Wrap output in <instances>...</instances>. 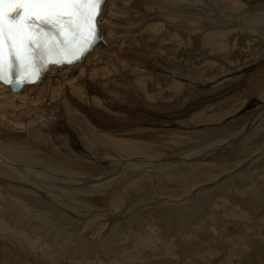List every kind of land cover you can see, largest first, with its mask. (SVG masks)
<instances>
[{"label":"bare ground","instance_id":"1","mask_svg":"<svg viewBox=\"0 0 264 264\" xmlns=\"http://www.w3.org/2000/svg\"><path fill=\"white\" fill-rule=\"evenodd\" d=\"M219 8L218 0H109L104 38L81 63L53 67L19 92L0 84V231L12 227L3 254L28 253L35 264H264V152L250 155L264 151V109L201 124L242 108L244 88L233 92L249 80L259 93L264 88V59L254 66L247 59L245 69L239 56L246 49L250 57L258 43L236 41L249 39V28L236 9ZM250 24L264 34V20ZM226 36L233 41H221ZM205 38L188 57L192 41ZM165 51L167 71L159 62ZM205 69L216 71L212 85ZM215 104L222 109L209 113ZM120 106L140 113L117 119ZM135 124L130 132L140 142L112 138ZM232 124L238 127L229 130ZM120 125L101 134L100 127ZM82 205L91 209L77 222Z\"/></svg>","mask_w":264,"mask_h":264},{"label":"snow or ice","instance_id":"2","mask_svg":"<svg viewBox=\"0 0 264 264\" xmlns=\"http://www.w3.org/2000/svg\"><path fill=\"white\" fill-rule=\"evenodd\" d=\"M106 0H0V81L35 83L51 64L82 60L100 39Z\"/></svg>","mask_w":264,"mask_h":264},{"label":"rangeland","instance_id":"3","mask_svg":"<svg viewBox=\"0 0 264 264\" xmlns=\"http://www.w3.org/2000/svg\"><path fill=\"white\" fill-rule=\"evenodd\" d=\"M228 1V2H227ZM233 2H235L234 0H232ZM259 1H261V2H263V0H249V1H246V0H238V2H239V4H240V6H241V9H242V11H239L238 10V7H239V5L237 6V4H235L234 6H233V3L231 2V1H229V0H222L221 2L218 0V2H219V5H220V7H221V11H224V12H231L232 13V11H233V9H236V11L237 12H233V13H239V14H241L242 15V18H241V20L239 21V23H241L244 27H246V28H249L248 30L249 31H244L245 33H247L248 34V36H250V38L249 39H242V38H237V40L236 41H238L239 39V41L241 42V41H253V43H255L256 45H257V43H258V45H257V47L255 46V51L253 52V54H251L250 55V57H249V55H247L246 56V53L248 52L246 49H243V50H239V48L241 47V48H243V44H239V48H236L237 50H239L240 52H239V56H240V58H242V64H244L245 63V65L246 64H248V63H250L249 61H252V63L250 64V66L252 65V66H254V65H258L260 62H257V59L259 58V59H264V34H263V32H261V33H259V32H254L252 29H250V23L251 22H253V21H255V20H264V3H260ZM226 2V3H225ZM260 3V4H259ZM243 4V5H242ZM257 4V5H256ZM210 5H212L211 3H210ZM247 6V7H246ZM161 7V6H160ZM253 7H255V9H253ZM162 9V8H161ZM247 9V10H246ZM256 9H259V10H257L256 11ZM215 10H217L215 7L213 8V11H215ZM252 10H255V11H252ZM246 11H248V13L246 12ZM163 12V11H162ZM238 14V15H239ZM209 15L210 16H214L213 15V13H209V11L207 12V16L209 17ZM237 16V15H236ZM259 16H261V17H259ZM241 17V16H240ZM249 18V19H248ZM250 18H252V19H250ZM212 23H214L215 24V21L214 20H210ZM250 21V23H248ZM245 24H247V25H245ZM250 24V25H249ZM160 29H159V33H161L165 38H166V36L164 35V32H163V30H164V28H162L164 25H163V22L161 21L160 22ZM256 31H257V29H255ZM208 30H204V31H202L201 33H200V35H199V33H194L193 35H192V37H194V38H200V36H203V35H206V34H208ZM253 34H255V36L253 35ZM254 37H253V36ZM255 38H256V42H255ZM175 41H177V39L178 38H173ZM221 41H233L229 36H226V37H224V38H222L221 39ZM261 41H262V43H263V45H261L260 43H261ZM193 42V43H192ZM191 43V46H190V54H189V56L188 57H190V58H193V56H195V54L197 53V50H196V48H195V44L198 46V48H200L201 47V45L204 43V42H207L208 43V40L205 38V39H202V40H200V41H192ZM108 43H110V42H108ZM237 44V42L235 43V45ZM108 45H110V44H108ZM105 48H106V43L104 44V46L101 48V50H100V52L101 51H104L105 50ZM213 48V47H212ZM214 49V48H213ZM193 50V51H192ZM195 50V51H194ZM205 50H207V48H204V52H205ZM211 50V54H212V56L216 59V56H215V54L217 53V50H215V51H212V49H210ZM242 52V53H241ZM249 52H251V51H249ZM255 52H257V53H255ZM200 54H203V53H201V52H199ZM108 54L110 55V52H108ZM219 54H222L221 52L219 53ZM205 55V54H204ZM209 55V54H208ZM207 55V57H209ZM142 56V55H141ZM246 56V57H245ZM163 59H162V58ZM160 57V64H163L164 65V68H165V70H166V66H167V64H165V62H164V60H166L167 58H168V56H167V54H166V51L165 52H163L162 53V56ZM156 59H159L157 56H156ZM247 59L249 60V61H247ZM203 60V58L202 59H200V61H202ZM211 60V59H210ZM96 62H97V60H95V63L93 62L91 65H90V67L88 68V70H89V72L91 73V72H94V69L96 70L97 69V67L95 66V65H97L96 64ZM95 64V65H94ZM197 64V63H196ZM238 64H240V63H238ZM238 64H236V65H238ZM92 66H94V67H92ZM249 65H246V66H243L245 69H246V67H248ZM96 67V68H95ZM170 67V66H169ZM187 67H188V69L189 68H191V67H193V65L192 64H189V65H187ZM195 67V69H197V67L198 66H194ZM235 66H233V68H234ZM91 68V69H90ZM93 68V69H92ZM160 68V67H159ZM230 68H228V70H229ZM158 71H157V74L158 75H156V80L159 82L160 81V79L159 78H162V75H161V72H163V71H160L161 70V68L160 69H157ZM210 70H212V69H210ZM167 71V70H166ZM206 71V72H205ZM205 71H204V74L205 75H207L208 77H209V79H207L208 77L206 76L204 79L205 80H208V82H207V84L209 85H212L211 84V78L214 76V74H212V73H215V72H208L207 71V69H205ZM130 72H126L125 71V75H127V74H129ZM75 74L77 75V74H79V71H76L75 72ZM167 74V73H166ZM163 75H165V73L163 74ZM59 75H57V76H55L54 78V80L55 81H57L58 79H60L59 77H58ZM163 79V78H162ZM261 81H264V76H263V78L261 79ZM54 82V81H53ZM58 82V81H57ZM193 82V84H195V83H198L197 81H192ZM253 82H254V80H253ZM256 82V81H255ZM55 83V82H54ZM192 84V87L194 88V89H196V87H194V85ZM250 84V85H249ZM55 85V84H54ZM54 85H53V87H54ZM248 85H249V87H248ZM50 86V85H49ZM246 86V87H245ZM252 86V87H251ZM248 87V88H247ZM244 88V91H245V93L243 92V89ZM251 88V89H250ZM107 89L108 88H104V90L105 91H107ZM263 87L260 89V92L261 93H259V91H258V88H255V86H253L252 85V80H249L246 84H244L243 86H241V88H239V90H240V92H239V90L237 89L236 91H234L233 93H236V94H239V95H242V92H243V94H247V96H246V100L247 101H245V105H243L242 106V108H240L238 111H236L235 112V114H231V115H229L228 117L227 116H225L224 117V119H219L218 120V122L216 121V122H205V123H201V124H210V125H215L216 123H218V124H222V123H224V122H228L229 120H232V119H230V118H232L234 115L235 116H237L238 114H240L241 112H242V110H245L246 108L248 109V111H253V109L255 110V108H256V110H255V112H256V114H258L259 113V108L261 107L262 109H264V99H262L261 98V96L263 95L262 93H263ZM100 93V92H99ZM192 93V92H191ZM260 94V95H259ZM90 95V96H89ZM88 95V97L93 101L94 99L95 100H97L98 98L100 99H98L99 101H101V102H103V100L104 99H102V97L99 95V94H95V93H90ZM191 95H193V94H190V96ZM97 96V97H96ZM96 97V98H95ZM212 97H215V96H205L204 97V99L205 98H207V99H212ZM219 97V96H218ZM225 96H220L218 99H221V100H223V102H227V100H225V98H224ZM244 98V97H243ZM243 98H241L242 100H244ZM248 98V99H247ZM249 100H251V101H249ZM253 100V101H252ZM249 101V102H248ZM256 101V102H255ZM260 101V102H259ZM49 102V101H48ZM77 102H78V100H77ZM79 103V102H78ZM260 104V105H259ZM107 106V105H106ZM114 106H116V104H114ZM131 107H133V106H131ZM205 107H209V105L207 104ZM252 107V108H251ZM130 108V106H128V108H125V107H122V106H120V109H117V111H116V115H114V116H117V119H119V118H125V120L128 118V116H129V113L132 111L133 112V110H136L135 112L136 113H140L137 109H129ZM122 109H124L123 111H122ZM222 108L221 107H219L217 104H215L213 107H211L208 111H209V113L210 112H219L220 110H221ZM106 110V109H105ZM120 110V111H119ZM129 110H130V112H129ZM216 110V111H215ZM241 111V112H240ZM262 111L263 110H261L260 111V114H262ZM119 112V113H118ZM132 112H131V114H132ZM15 113H17V114H19L17 111L15 112ZM237 113V114H236ZM119 116V117H118ZM121 116V117H120ZM203 116H205V114L203 115ZM208 116L209 115H207L206 116V118H208ZM248 119L247 120H245V123H248L247 125H249L250 124V122L251 121H248L249 120V115H247L246 116ZM217 118V117H216ZM205 119V118H204ZM99 120V119H98ZM119 121V120H118ZM206 121V120H205ZM224 121V122H223ZM155 121H153L152 123H154ZM118 123V122H117ZM200 124V123H199ZM139 125L140 124H135V125H132V126H130V128L129 129H127V131H125L126 133H128L127 134V136H124V137H121V136H113L112 138L114 139V140H116V141H119V142H122V143H125V144H128V145H131V144H134V143H137V142H140L141 140H142V138L140 137V136H136V135H134V134H132V132H130V131H134L135 129H137L138 127H139ZM121 126V125H120ZM120 126H118V128H117V126H112L111 127V129L110 128H108V130L109 131H107V130H105V129H103V128H101L100 127V129L102 130V132L103 133H101L103 136H106L107 135V133H111V132H113V131H118V130H121V128H123L122 126L120 127ZM178 126H180V125H178ZM203 126H206V125H203ZM181 127V126H180ZM227 127H228V125H227ZM238 127V125L237 124H232V126L230 125V127H229V130H233V129H235V128H237ZM245 127H246V125H245ZM48 128V127H47ZM192 128L194 129V130H199V129H201V128H203L201 125H197V126H192ZM183 131H185V132H187V130H186V128L185 129H183ZM190 132H192V131H190ZM217 135V134H216ZM220 139V138H219ZM218 139V140H219ZM220 142H218L215 146L216 147H219V146H221V144L224 142V140H219ZM221 141H222V143H221ZM259 144V143H258ZM259 145H261L262 146V143H260ZM263 145H264V143H263ZM262 152H264V151H257V152H255L254 154H250L251 156H255L257 153H262ZM225 154V157H223V158H226V156H227V154L226 153H224ZM237 154H239V153H236V154H234V155H237ZM233 155V156H234ZM250 156H248L247 158H245V160L244 161H246V159H248ZM107 160H109V159H107ZM114 160V159H113ZM110 161H112V160H110ZM109 161V162H110ZM251 160H247L246 161V163H249ZM108 162V161H107ZM218 164H219V162H217ZM235 164H236V162H235ZM243 164V162L241 163V165ZM240 166V165H239ZM238 167H236V168H234L232 171H234V170H236ZM255 169V166H252V168L250 169V171H253ZM231 170L229 171V172H232ZM213 175H215V173H213ZM103 176H105V175H103ZM221 178V177H220ZM213 182H215V181H213ZM208 183H210V182H208ZM206 184V183H205ZM206 185H208V184H206ZM3 193H5L6 195H10V194H8L7 193V191H2ZM189 193H192V192H190L189 191ZM83 207H80V209H81V211H80V209H78L77 211H80V212H82V214H80V213H77V211L75 210L74 212H73V214H75V212H76V215H73L72 216V218H73V220H77V222L79 221V222H86V218L88 217L87 216V214L85 215L83 212H85V213H87V211H88V209H91L90 207V205H82ZM88 206H90V207H88ZM97 206H100V205H97ZM105 206V207H104ZM102 209H105V208H107V206L106 205H102ZM84 208H86V210L84 209ZM83 209V210H82ZM98 209H99V207H98ZM96 210V209H95ZM94 210H91V213H94L93 212ZM78 214V215H77ZM79 215H81V216H79ZM85 215V216H84ZM6 216L5 215H2V217L0 218V219H4ZM9 217V216H8ZM76 217V218H75ZM81 217V218H80ZM11 217H9V219H10ZM11 220H12V223H15V221H14V218L12 219L11 218ZM75 220V221H76ZM81 220V221H80ZM12 223H11V225H10V227L12 226ZM231 228H233V226L231 227V225L230 226H228L226 229L228 230L227 232H229V231H231ZM7 232H9V235H8V233ZM11 234V235H10ZM12 227L9 229V228H7V229H4V230H1L0 231V244H2L3 245V243H8L9 245H11V240H12ZM5 239V240H4ZM5 241V242H4ZM9 245H7V246H1L0 245V248L1 247H3V249H0V264H31L32 262V264H35L36 262V260H37V258H34L33 256L31 257V255H29L28 253H19V252H17V251H15L14 252V249H13V251H12V254H10L9 252H5V254H3V252L5 251L4 250V248H7ZM24 254H25V256H24ZM27 254V255H26ZM28 256V257H27ZM5 257V258H4ZM30 261H32L31 263H30ZM2 262V263H1Z\"/></svg>","mask_w":264,"mask_h":264}]
</instances>
